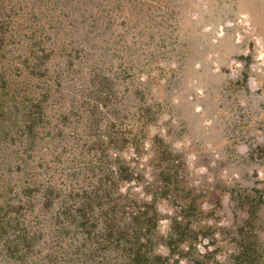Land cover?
I'll return each mask as SVG.
<instances>
[{
    "label": "trees",
    "instance_id": "1",
    "mask_svg": "<svg viewBox=\"0 0 264 264\" xmlns=\"http://www.w3.org/2000/svg\"><path fill=\"white\" fill-rule=\"evenodd\" d=\"M156 3L171 0H0V264H264L254 185L227 188L242 216L217 258L196 247L209 210L194 188L176 197L168 145L150 140V180L130 164L161 112L138 74Z\"/></svg>",
    "mask_w": 264,
    "mask_h": 264
},
{
    "label": "rangeland",
    "instance_id": "2",
    "mask_svg": "<svg viewBox=\"0 0 264 264\" xmlns=\"http://www.w3.org/2000/svg\"><path fill=\"white\" fill-rule=\"evenodd\" d=\"M149 5L146 20L155 16L163 21L158 38L143 47V73L138 74L146 81L145 99L161 112L147 128L142 159L130 164L144 171L140 182L150 180V140L158 136L168 145L179 164L176 197L190 198L194 188L203 211L209 210L205 224L214 232L200 238L196 247L199 252L211 249L219 258L225 247H215L216 242L220 236L227 241V229L242 216L230 211L226 191L231 182L259 189L264 210V0ZM142 187L131 191L141 193ZM159 207L170 213L169 207Z\"/></svg>",
    "mask_w": 264,
    "mask_h": 264
}]
</instances>
